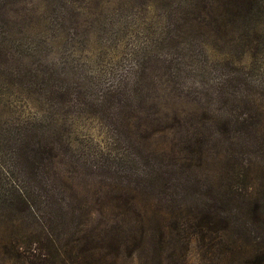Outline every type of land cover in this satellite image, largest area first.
<instances>
[{"label": "rangeland", "instance_id": "374dc122", "mask_svg": "<svg viewBox=\"0 0 264 264\" xmlns=\"http://www.w3.org/2000/svg\"><path fill=\"white\" fill-rule=\"evenodd\" d=\"M189 17L184 0L0 4V198L21 182L52 192L64 215L60 226L42 229V238L49 237L41 242L63 248L60 258L85 264H226L231 242L243 249L258 242L260 227L242 207L264 196V120L256 126L264 112V24L248 36L243 31L201 46L186 25ZM135 61L151 62L154 73H162L151 79L150 90L137 93L153 100L131 101L134 86L124 81L99 105L105 88ZM38 89L52 91L50 100ZM60 89L66 93H56ZM168 94L178 96L181 116L195 112L228 126L226 134L213 127L190 135L201 142L202 161L193 156L187 165L182 142L189 138L171 130L145 139L137 128L147 115L164 113ZM38 118L54 126V134L41 141L53 140L58 156L53 167L39 165L34 178L22 175L15 147L5 146L3 138L8 129L31 128ZM198 210L225 217L228 233L195 234ZM9 221L1 210L0 246L6 236L22 247L26 239L40 241L37 220L28 217L13 227ZM108 233L116 241L129 237L118 256L91 249ZM82 249L91 250L78 256Z\"/></svg>", "mask_w": 264, "mask_h": 264}, {"label": "trees", "instance_id": "16d2710c", "mask_svg": "<svg viewBox=\"0 0 264 264\" xmlns=\"http://www.w3.org/2000/svg\"><path fill=\"white\" fill-rule=\"evenodd\" d=\"M16 0H0V4H6ZM184 7L190 8V17L187 19L186 25L188 29H193L197 32L196 37L199 39L201 46H207V43L214 41H224L234 33L243 32L248 36L247 31L255 32L258 26L264 24V0H184ZM257 17V19L255 18ZM255 18V20H254ZM254 20L253 25L246 26L248 21ZM260 50V49H258ZM156 66L154 64L141 63L135 61L122 75L116 83H113L105 88L106 93H102L98 98L99 105H103L107 101V94L112 95L122 88L124 81L132 83L134 88L132 89L133 95L130 98L133 102H143L146 98L153 100L154 96H137L138 91L150 90L151 79L159 75L154 73ZM172 82V81H171ZM124 84V83H123ZM43 91L42 95L48 94L46 98L49 99V94L52 92L49 89H38ZM56 92V91H53ZM58 94H65L66 90H59ZM168 102L162 107L163 111L159 110L153 114L147 115L142 119V123L137 125V128H143V138L151 139L154 136L165 134L169 131H174L177 136H185L183 138L187 141L182 142V149L188 153L185 158L187 165H192L193 156L194 161H202L203 151L201 142H198L190 135H199L209 132L213 127L221 130V134L228 133V126L222 125L224 122H220L219 119L205 116L202 114L200 118L193 112L190 115L184 114L183 111H178L175 108V103L179 98L177 95L167 96ZM165 110L168 111L165 114ZM260 120L257 121V127H262V119L264 120V112L259 114ZM182 117V118H181ZM134 118H139L134 116ZM140 119V118H139ZM200 119V120H199ZM38 123L34 124L31 128H17L18 131L8 129L5 133L6 136L3 139L7 144L5 146L15 147L14 153L16 163L20 168V172L23 176H35L34 171L39 165H46L48 167L54 166V160L57 159L55 152L58 147H55L54 141L50 142L45 139L43 142L41 139L46 136L54 134L52 124H43V120L38 118ZM49 126V128H48ZM7 131V130H6ZM12 135H14L12 137ZM35 137L37 139L33 140ZM56 137V134H55ZM193 142H190L191 139ZM9 142V143H8ZM199 144V145H198ZM69 149L66 145L64 146ZM70 150V149H69ZM59 164L65 163L63 159L58 160ZM35 178V177H34ZM22 183V182H21ZM15 183V185L7 196L0 198V211H7L10 215V225L17 226V222L21 224L27 220L28 217H32L37 220L36 224L39 225L41 231L39 232L40 241H26L24 247L18 243V239L14 237H5L2 239L0 248L2 249V258L0 264H85L82 260L76 258L75 260H65L60 258V254L65 255V250L60 248L58 251L52 249L51 245H43L41 239H48V235L44 234L45 238H42V229L52 228L53 224L60 226V222L64 213L57 201L58 206H55L53 202L52 192H45L42 186L37 185L32 189L30 186L22 183ZM40 184V183H37ZM222 201V200H221ZM242 210L248 212V216L253 224H257L260 227L261 233L259 235L258 242L254 245L241 246L230 245L225 249L226 264H264V196L260 195L259 199L255 202L246 201L243 204ZM58 211V212H57ZM61 216V217H60ZM192 230L195 234L205 236L211 232H223L228 233L230 230V224L226 221L225 217H221L217 214L206 213L203 210H198L193 217ZM128 234L131 235V229L128 228ZM109 239H101L103 243L100 245H93L91 249H103L106 248L109 256L116 255L120 252L119 249L123 244H126V239L129 238L126 235L123 239H116L108 233ZM35 238V237H33ZM89 241V238L85 239ZM97 240V239H96ZM130 241V239H129ZM137 246H140L139 241L133 240ZM83 247V246H82ZM52 249V250H51ZM79 251L78 256L84 253L86 250ZM241 252V256L235 258V255ZM225 260V262H226Z\"/></svg>", "mask_w": 264, "mask_h": 264}]
</instances>
